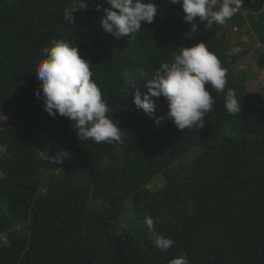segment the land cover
<instances>
[{
    "label": "trees",
    "instance_id": "obj_1",
    "mask_svg": "<svg viewBox=\"0 0 264 264\" xmlns=\"http://www.w3.org/2000/svg\"><path fill=\"white\" fill-rule=\"evenodd\" d=\"M71 2L0 0V264H169L178 254L190 264H264V93L248 91L246 74L234 71L247 50L230 36L252 30L264 68V0H243L211 28L156 0L154 21L120 39L99 25L96 5L109 7L106 0H88L75 23L63 19ZM54 39L72 41L90 62L122 145L79 140L75 122L44 110L35 71L40 48ZM198 42L228 80L222 93L206 85L215 103L203 127L178 129L162 96L151 116L138 109L120 73H146L142 87L181 46ZM237 46L243 51L229 55ZM228 89L240 99L238 114L225 108ZM58 148L73 159L53 163ZM145 217L174 241L167 251L154 245Z\"/></svg>",
    "mask_w": 264,
    "mask_h": 264
},
{
    "label": "clouds",
    "instance_id": "obj_2",
    "mask_svg": "<svg viewBox=\"0 0 264 264\" xmlns=\"http://www.w3.org/2000/svg\"><path fill=\"white\" fill-rule=\"evenodd\" d=\"M106 3L109 7L96 5V10L103 12L99 25L104 33L115 39L134 37L144 24H151L157 16L156 0H106ZM170 4L181 6L186 22L199 18L207 28H211L213 24L224 25L231 19L243 6V0H171ZM87 8L88 0H72L64 9L63 19L75 23L73 13ZM191 26L194 31L195 23ZM242 51L237 46L231 49L229 55ZM40 52L42 58L35 71L40 87L34 89V93L42 100L44 110L50 116L59 114L75 122L79 140L91 139L97 144L104 142L122 145V128L112 115L109 116L110 108L101 88L92 78L90 62L79 54L78 47L68 39H54L47 46H42ZM120 76L127 88L135 90L133 103L145 114L151 116L156 111L154 97H164L168 105L166 117L171 118L181 130L190 129L193 125L203 127L204 117L212 111L215 99L206 85L222 93L228 83L227 69L204 42L181 46L179 53L162 63L142 87L137 82L146 78V73L139 69L134 71L126 68ZM224 104L230 115L238 114L241 110L240 99L232 89L227 90ZM164 118L157 117L155 122L159 123ZM6 151L7 144H0V155ZM68 156L67 149H60L57 155L52 156L55 157L52 162L62 163L63 158ZM6 178L7 173L0 168V180ZM145 223L159 250L167 251L173 246L171 238L155 231L154 224L159 223L158 220L145 217ZM116 234L120 232L117 230ZM169 264H190V261L186 254H178L171 258Z\"/></svg>",
    "mask_w": 264,
    "mask_h": 264
},
{
    "label": "rangeland",
    "instance_id": "obj_3",
    "mask_svg": "<svg viewBox=\"0 0 264 264\" xmlns=\"http://www.w3.org/2000/svg\"><path fill=\"white\" fill-rule=\"evenodd\" d=\"M230 36L232 42L243 40L247 50L246 54L241 57L234 65V71L236 73L246 74L245 82L248 91L256 92L262 90L264 93V68L260 69L257 66V49L259 44L253 35V31L246 28L237 31L236 28H233V30L230 32ZM47 144L49 143L47 142ZM49 145V147H51V144ZM49 147L47 146V148ZM58 151L59 148L55 150L56 154ZM71 159L73 158L69 153L68 157L63 158V162L70 161Z\"/></svg>",
    "mask_w": 264,
    "mask_h": 264
}]
</instances>
